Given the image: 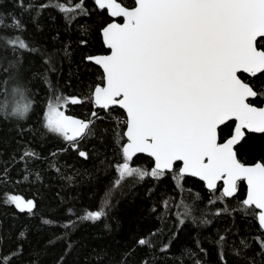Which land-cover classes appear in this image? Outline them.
<instances>
[{"label":"snow or ice","instance_id":"6c2138e0","mask_svg":"<svg viewBox=\"0 0 264 264\" xmlns=\"http://www.w3.org/2000/svg\"><path fill=\"white\" fill-rule=\"evenodd\" d=\"M18 4L35 13L33 22L49 9L58 12L69 28L82 17L90 18L91 24L80 27L78 43L87 46L93 32L100 42L98 52L84 56L89 66L97 68L98 82L90 85L86 97H77L64 94L54 79L60 75L58 53L26 40L27 28L21 20L13 16L8 25L17 34L0 35V118L21 136L27 131L62 138L85 161L91 158L80 147L86 140L103 142L108 137L115 153L111 161H103L113 176L96 208L67 209L69 219L60 225L66 231L56 237L65 242L57 264H67L74 249L69 229L74 231L86 221L109 227L113 198L149 184L146 195L153 203L148 212L162 224L174 215L176 224L159 244L162 228L136 241L137 247L152 253L142 264H155L156 253L176 264H184L185 256L193 264H204L207 249L198 239L197 251L184 248L174 255L172 249L187 222L207 227L212 223L209 216L232 220V227L218 233L216 240L221 264H229V251L241 264H257L248 256L249 239L259 248V264H264V162L248 165L240 155L249 140L257 135L264 139V106H259L264 104V0H47L38 5L18 0ZM36 27L43 30L39 24ZM70 55L65 46L64 56ZM34 56L47 67L29 78L25 63ZM37 75L44 86L42 113L35 100L40 89L31 87ZM85 103L95 109L87 119L67 114L69 105ZM37 115L40 129L27 128ZM105 119L110 127L97 123ZM26 158L37 155L25 149L21 156L25 165ZM7 176L5 169V184L11 182ZM29 176L25 167L23 180ZM186 178H196L210 194L203 208V197L185 187ZM167 179L174 183L178 202L171 195L159 199L154 195ZM0 204L36 215L34 199L5 193ZM237 214L257 223L260 231L254 237H241L239 247L233 242L229 248L228 233L238 234ZM41 221L54 223L43 217ZM26 232L19 233V240L26 239ZM5 240L0 235V264H18L24 256L23 244L3 253ZM135 250L126 254L122 264Z\"/></svg>","mask_w":264,"mask_h":264},{"label":"trees","instance_id":"16d2710c","mask_svg":"<svg viewBox=\"0 0 264 264\" xmlns=\"http://www.w3.org/2000/svg\"><path fill=\"white\" fill-rule=\"evenodd\" d=\"M46 2L47 0H23L25 5H38ZM69 2H74V0H69ZM13 16L25 24L27 31L23 33V36L26 40L36 42L42 46L44 51L58 53L61 61L58 65L60 75L54 79L61 91L68 96L86 97L90 85L98 82V70L94 66H89L84 56L98 52L100 42L94 32L88 37L87 46L80 45L78 41L82 38L80 27L85 23L91 24L92 19L82 17L74 21L69 28L66 27L58 12L49 9L33 22L35 13L24 11L19 6L18 0H0V19L4 21V26H0V35L17 34L13 28L8 27L12 23ZM96 23L98 26L99 21L97 20ZM37 24L43 29L42 31L37 30ZM65 46H68L70 57L64 56ZM46 67L39 56H34L25 63L26 76L30 78L33 73H43ZM2 79L3 76L0 75V80ZM31 87L40 89L35 100L37 111L42 113L44 86L40 83L39 75L32 80ZM91 110H95L94 106L87 103L69 105L67 114L78 119H87ZM97 123L101 127L111 125L108 119L97 121ZM26 127L40 129L39 116H34L28 121ZM80 147L89 151L91 154L89 160L85 161L79 157L76 151L68 148L67 142L62 138L52 134L42 137L39 133L32 135L27 131L21 136L9 123L0 118V197L5 193L15 194L26 200L34 199L37 202L35 216L18 213L14 206L0 204V235L6 237V246L2 251L6 253L18 243H22L24 256L18 264H57L65 242L57 240L56 237L63 236L66 231L60 225L69 219L67 209L69 207L96 208L103 196L113 176L112 169H106L103 161L105 159L111 161L115 154L113 145L110 139L105 137L103 142L99 138L86 140L81 143ZM65 148L67 151L64 150ZM25 149L37 155V158H26V165L25 161L21 160ZM240 155L248 165L264 162V139L257 135L249 140ZM53 164L60 167V173L56 172ZM25 167L30 173L27 181L23 180ZM5 169L8 170L7 178L11 180L7 184L3 182L6 179ZM37 174H39V179H37ZM186 180L185 187L203 197L200 202V207L203 208L211 198L207 189L196 178H186ZM148 186L151 185H138L125 195L117 194L113 198L114 207L107 220L109 227L105 228L102 222L93 224L86 221L80 223L74 231L69 229V239L74 249L66 257L67 264H122L126 254L133 248L136 250L127 256V264H142L145 259H149L152 253L147 248L137 247L136 241L148 235L150 231L162 228L163 235L157 241L159 244L175 230L176 221L175 216L172 215L165 224H162L148 212L153 203L146 195ZM244 187L246 188V184ZM154 195L157 199L171 195L177 198V202L179 201L174 183L170 179L161 182ZM187 195L185 193V196ZM41 217L51 219L54 223L45 225ZM208 218L212 220V223L207 227L197 228L190 222L185 224L172 249L174 255H179L184 248L197 251L196 241L198 239L201 246L207 249V255L202 257L204 264H221L216 240L218 233H224L227 228L232 227V220L230 217L213 218L209 216ZM235 228L238 234L228 233L229 248L233 246V242L239 247L241 237H254L260 231L257 223L242 219L239 214H237ZM25 229L27 230L26 239L21 241L19 233ZM49 240L56 242L49 244ZM248 242L252 243V247L248 249V256L259 264L261 257L256 255L259 248L251 239ZM227 259L229 264H241L231 256L230 251ZM155 264H176V262L174 259L160 258V254L156 253ZM184 264H193L192 259L185 256Z\"/></svg>","mask_w":264,"mask_h":264},{"label":"water","instance_id":"95a60500","mask_svg":"<svg viewBox=\"0 0 264 264\" xmlns=\"http://www.w3.org/2000/svg\"><path fill=\"white\" fill-rule=\"evenodd\" d=\"M264 106V105H263Z\"/></svg>","mask_w":264,"mask_h":264}]
</instances>
